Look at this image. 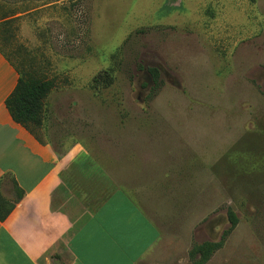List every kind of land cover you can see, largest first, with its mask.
Returning a JSON list of instances; mask_svg holds the SVG:
<instances>
[{
	"label": "rangeland",
	"instance_id": "374dc122",
	"mask_svg": "<svg viewBox=\"0 0 264 264\" xmlns=\"http://www.w3.org/2000/svg\"><path fill=\"white\" fill-rule=\"evenodd\" d=\"M0 50L53 81L45 129L110 155L147 140L120 151L126 183L172 153L160 186L123 185L161 230L143 264H194L209 241L206 264H264V0H0Z\"/></svg>",
	"mask_w": 264,
	"mask_h": 264
},
{
	"label": "crops",
	"instance_id": "0c3cea01",
	"mask_svg": "<svg viewBox=\"0 0 264 264\" xmlns=\"http://www.w3.org/2000/svg\"><path fill=\"white\" fill-rule=\"evenodd\" d=\"M19 78L0 50L1 191L15 199L23 195L0 221V264H143L157 249L161 230L124 188L160 186L165 170L179 167L172 153L155 159L158 167L149 172L136 169L144 182L126 183L120 151L147 140L126 144L120 137L110 155L98 153L88 137L60 134L57 121L49 129L43 122L41 135L33 133L6 107Z\"/></svg>",
	"mask_w": 264,
	"mask_h": 264
},
{
	"label": "trees",
	"instance_id": "16d2710c",
	"mask_svg": "<svg viewBox=\"0 0 264 264\" xmlns=\"http://www.w3.org/2000/svg\"><path fill=\"white\" fill-rule=\"evenodd\" d=\"M249 1L252 4L257 2V0ZM8 60L10 59L8 58ZM10 62L12 61L10 60ZM12 64L18 71L20 78L14 92L6 100V107L16 123L22 125L33 133H37L36 129L41 128L43 125L45 100L52 91L54 83L51 80L30 78L23 71H20L13 62ZM149 72L152 74L154 82L159 85L158 70L150 69ZM113 79L114 78L109 72H102L93 79L94 88L110 86L114 82ZM1 190L2 187L0 181V221H4L14 210L16 203L21 200L23 195L17 194L14 201H9L3 196ZM228 218L230 227L224 232L223 238L230 234L238 223L237 217L231 210L228 211ZM222 245V241H209L200 245H195L190 251V257L194 261V264H206Z\"/></svg>",
	"mask_w": 264,
	"mask_h": 264
}]
</instances>
